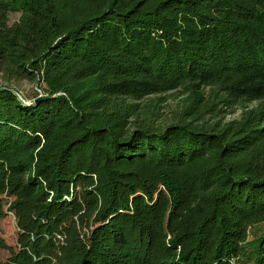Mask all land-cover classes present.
I'll list each match as a JSON object with an SVG mask.
<instances>
[{
    "label": "trees",
    "instance_id": "obj_1",
    "mask_svg": "<svg viewBox=\"0 0 264 264\" xmlns=\"http://www.w3.org/2000/svg\"><path fill=\"white\" fill-rule=\"evenodd\" d=\"M0 74V264H264V0H0Z\"/></svg>",
    "mask_w": 264,
    "mask_h": 264
},
{
    "label": "rangeland",
    "instance_id": "obj_2",
    "mask_svg": "<svg viewBox=\"0 0 264 264\" xmlns=\"http://www.w3.org/2000/svg\"><path fill=\"white\" fill-rule=\"evenodd\" d=\"M20 17L19 13L11 14L10 21L11 23L17 21ZM6 83L0 74V85ZM10 85L14 87L18 94L25 98L26 100H32L34 96L39 92V86L37 81H29L26 79H15L10 82ZM159 97H165L166 101L160 103L158 101ZM184 96L180 95L178 92L156 95L153 96V107L156 108L159 113L162 114L161 119H166L169 117L173 111H176L179 108V104L183 101ZM257 99L246 101L247 106H251L257 103ZM242 108L236 106L233 112L227 115V119H232L239 117L242 113ZM16 201L14 198L0 195V209L5 214V217L0 221V262L6 259L12 251L17 248V238H18V229H19V218L24 216L28 209L25 207H20L15 209ZM264 227V226H263ZM262 232V226L253 227L250 231L249 240H253L255 237ZM237 264H251L249 258H241Z\"/></svg>",
    "mask_w": 264,
    "mask_h": 264
},
{
    "label": "water",
    "instance_id": "obj_3",
    "mask_svg": "<svg viewBox=\"0 0 264 264\" xmlns=\"http://www.w3.org/2000/svg\"><path fill=\"white\" fill-rule=\"evenodd\" d=\"M51 97H52V96L45 95V94H41V95H39V96L33 98L32 100H28V103H29V104H37V103H39V102H41V101H43V100H47V99H49V98H51ZM21 98H22V97H21ZM22 99H23V98H22ZM23 100H25V99H23Z\"/></svg>",
    "mask_w": 264,
    "mask_h": 264
},
{
    "label": "built area",
    "instance_id": "obj_4",
    "mask_svg": "<svg viewBox=\"0 0 264 264\" xmlns=\"http://www.w3.org/2000/svg\"><path fill=\"white\" fill-rule=\"evenodd\" d=\"M39 92H41V90H39Z\"/></svg>",
    "mask_w": 264,
    "mask_h": 264
}]
</instances>
